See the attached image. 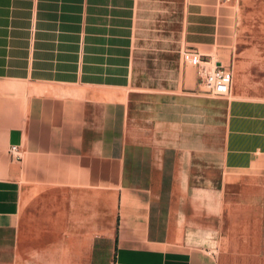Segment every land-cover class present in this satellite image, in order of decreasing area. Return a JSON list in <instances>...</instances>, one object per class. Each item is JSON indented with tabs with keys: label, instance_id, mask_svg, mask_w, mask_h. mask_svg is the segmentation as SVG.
<instances>
[{
	"label": "crops",
	"instance_id": "0c3cea01",
	"mask_svg": "<svg viewBox=\"0 0 264 264\" xmlns=\"http://www.w3.org/2000/svg\"><path fill=\"white\" fill-rule=\"evenodd\" d=\"M173 2L0 0V264L50 260L66 239H91L87 264H180V199L264 173V146L241 137L229 154L232 112L243 130L248 110L202 91L181 52L210 33L188 7L180 30ZM213 259L193 241L184 264Z\"/></svg>",
	"mask_w": 264,
	"mask_h": 264
},
{
	"label": "rangeland",
	"instance_id": "374dc122",
	"mask_svg": "<svg viewBox=\"0 0 264 264\" xmlns=\"http://www.w3.org/2000/svg\"><path fill=\"white\" fill-rule=\"evenodd\" d=\"M173 4L171 10L178 15L180 30L188 7L194 12L190 19L195 23L192 25L195 31L210 33L206 44L192 45L205 59L218 60L230 69L232 82L225 99L229 100L231 109L235 104L240 108L243 104L245 113L248 110L243 130H237L235 112H232L229 154H234L237 141L243 137L249 147L247 154L261 155L264 135L257 137V131L252 132V123L259 113H264V0H174ZM163 5L167 11L172 4ZM237 64L241 65L244 75L243 84L238 87L233 81ZM250 166L243 176L229 174L225 189L212 193L211 200L198 194L187 200L180 199L183 218L178 228L180 264H184L186 250L193 241L209 249L213 261L218 257L219 264H264V173L258 172L256 164ZM209 206L210 212L202 210ZM66 240L67 244L53 243L50 260H36L35 264H87L88 260L83 257L89 255L91 239ZM60 247L61 252L54 250ZM127 264L163 263L153 252L128 260Z\"/></svg>",
	"mask_w": 264,
	"mask_h": 264
},
{
	"label": "built area",
	"instance_id": "2783aa9c",
	"mask_svg": "<svg viewBox=\"0 0 264 264\" xmlns=\"http://www.w3.org/2000/svg\"><path fill=\"white\" fill-rule=\"evenodd\" d=\"M182 61L194 66L202 91L213 97H225L230 92L232 73L218 60H207L204 54L195 47H186L181 52ZM12 159H20L18 145L9 147Z\"/></svg>",
	"mask_w": 264,
	"mask_h": 264
}]
</instances>
